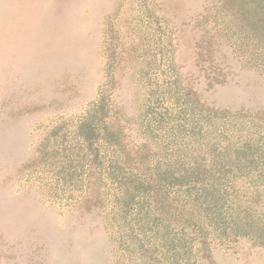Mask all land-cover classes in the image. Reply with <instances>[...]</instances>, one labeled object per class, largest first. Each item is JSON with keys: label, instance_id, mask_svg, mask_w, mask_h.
<instances>
[{"label": "rangeland", "instance_id": "1", "mask_svg": "<svg viewBox=\"0 0 264 264\" xmlns=\"http://www.w3.org/2000/svg\"><path fill=\"white\" fill-rule=\"evenodd\" d=\"M239 1L0 0V264H264Z\"/></svg>", "mask_w": 264, "mask_h": 264}, {"label": "trees", "instance_id": "2", "mask_svg": "<svg viewBox=\"0 0 264 264\" xmlns=\"http://www.w3.org/2000/svg\"><path fill=\"white\" fill-rule=\"evenodd\" d=\"M234 1V3L236 4L237 2H240L239 0H233ZM242 1V0H241ZM243 1H245V0H243Z\"/></svg>", "mask_w": 264, "mask_h": 264}, {"label": "bare ground", "instance_id": "3", "mask_svg": "<svg viewBox=\"0 0 264 264\" xmlns=\"http://www.w3.org/2000/svg\"><path fill=\"white\" fill-rule=\"evenodd\" d=\"M50 2V1H49ZM22 10V9H21ZM28 22V21H27ZM13 28V27H12ZM61 46V45H60ZM59 51V50H58Z\"/></svg>", "mask_w": 264, "mask_h": 264}]
</instances>
